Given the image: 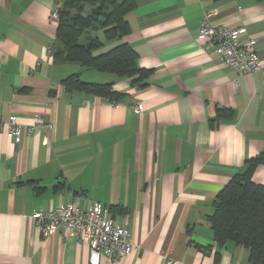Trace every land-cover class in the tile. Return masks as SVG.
<instances>
[{
  "label": "crops",
  "instance_id": "crops-1",
  "mask_svg": "<svg viewBox=\"0 0 264 264\" xmlns=\"http://www.w3.org/2000/svg\"><path fill=\"white\" fill-rule=\"evenodd\" d=\"M63 2L0 0V264H90L87 242L44 236L33 217L69 201L100 202L130 230L134 249L119 264H252L244 245L215 241L208 217L218 192L264 154V0H137L123 41L150 70L144 86L55 57L51 13ZM206 13L244 26L262 68L240 74L206 47ZM75 72L113 82L118 95L68 90L62 80ZM39 113L52 128L36 125L16 144L9 116L27 127ZM252 179L264 185V162Z\"/></svg>",
  "mask_w": 264,
  "mask_h": 264
},
{
  "label": "trees",
  "instance_id": "trees-1",
  "mask_svg": "<svg viewBox=\"0 0 264 264\" xmlns=\"http://www.w3.org/2000/svg\"><path fill=\"white\" fill-rule=\"evenodd\" d=\"M137 5V0H64L58 16L57 40L60 49L55 57L67 64L128 77L144 86L150 74L141 68L138 53L123 37L130 32L126 15ZM118 41L105 51L104 42ZM70 91L114 98L118 93L113 82L83 80L75 72L62 80ZM264 162V154L247 160V168L234 175L218 192L214 212L208 217L215 241H228L249 249L252 264H264V185L253 181L256 167Z\"/></svg>",
  "mask_w": 264,
  "mask_h": 264
},
{
  "label": "built area",
  "instance_id": "built-area-1",
  "mask_svg": "<svg viewBox=\"0 0 264 264\" xmlns=\"http://www.w3.org/2000/svg\"><path fill=\"white\" fill-rule=\"evenodd\" d=\"M62 5L52 9L51 17L58 19ZM213 13H206L201 19L198 38L206 47H215L225 63L240 74H250L262 68V60L253 47V43L244 44L241 36L246 32L244 26H227L214 24L211 21ZM52 51L49 47L48 52ZM135 108L140 111L142 105ZM8 132L16 144L21 143L24 133H31L34 126L52 128L53 124L44 114L35 115L34 125H25L15 114L10 115ZM33 217L37 220L44 236H50L55 231L78 237L89 245V263L100 264L103 258L119 264V261L129 255L133 249L130 230L117 225L109 216L106 207L95 202L89 207L82 208L74 202L59 205L47 211H36ZM166 264H177L173 258H168Z\"/></svg>",
  "mask_w": 264,
  "mask_h": 264
},
{
  "label": "rangeland",
  "instance_id": "rangeland-1",
  "mask_svg": "<svg viewBox=\"0 0 264 264\" xmlns=\"http://www.w3.org/2000/svg\"><path fill=\"white\" fill-rule=\"evenodd\" d=\"M101 40L104 42V46L102 47L101 51H105L107 50L108 48H110V44L107 43V41L104 39V37L101 36ZM60 44H58L57 48H56V51H58L60 49Z\"/></svg>",
  "mask_w": 264,
  "mask_h": 264
}]
</instances>
